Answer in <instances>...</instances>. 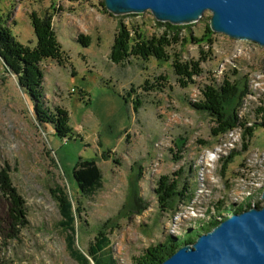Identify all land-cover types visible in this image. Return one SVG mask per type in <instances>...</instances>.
<instances>
[{"label":"rangeland","instance_id":"rangeland-1","mask_svg":"<svg viewBox=\"0 0 264 264\" xmlns=\"http://www.w3.org/2000/svg\"><path fill=\"white\" fill-rule=\"evenodd\" d=\"M0 8L17 38L31 47L37 39L31 13H54L69 63L41 62L42 101L45 109L69 112L75 136L60 139L51 124L39 122L35 100L0 57V264H78L60 226L58 186L82 208L77 247L88 253L104 230L117 264H131L147 248L201 221L224 219L226 208L264 205V127L250 142L245 137V127L262 121L263 46L215 31L209 44L210 11L196 22L173 24L181 27L183 41L171 45L170 54L183 62L207 56L203 73L185 87L172 60L132 58L121 65L110 58L120 20L150 36L166 30L151 11L116 15L104 0H0ZM80 34L90 37L89 46ZM146 80L156 88L145 90ZM226 81L235 85L233 93H222L226 120L236 126L215 133L216 118L192 103L205 100L207 86L227 88ZM137 96L143 104L135 111ZM80 156L97 158L103 172L104 185L92 197L82 195L74 178ZM2 175L21 196L19 205ZM171 185L179 194L166 198ZM17 207L25 220L16 216Z\"/></svg>","mask_w":264,"mask_h":264},{"label":"trees","instance_id":"trees-1","mask_svg":"<svg viewBox=\"0 0 264 264\" xmlns=\"http://www.w3.org/2000/svg\"><path fill=\"white\" fill-rule=\"evenodd\" d=\"M35 34L36 45L31 47L22 43L15 35L13 29L8 25L7 20L4 18L2 9L0 8V57L2 58L5 66L12 71L18 79L19 84L23 89L28 91L36 102V110L38 120L41 124H51L53 126L56 137L60 139L74 138L73 128L70 124V114L65 109H58L56 111L50 110V108H44L43 106V87L45 73L41 67V62L46 59H54L60 65H66L69 63V56L66 55L62 43L59 40L58 33L54 25V13L48 12L44 16H41L37 11H33L30 15ZM158 24L165 25L166 30L161 34L148 35L139 26H132L120 20L119 29L116 33L112 50L110 54L111 60L116 64L124 65L126 62L131 63L132 58H141L148 60L152 57L160 61L172 60L175 73L180 77L179 81L182 86H188L190 83L195 82V77L200 76L203 73L202 62L207 56H203L198 61L190 60L183 62L180 59L179 54L173 56L169 52V48L174 43H179L182 40L181 27L174 26L169 22L158 21ZM207 33L205 35L206 41L213 45V31L210 24L207 26ZM79 41L84 46L90 45V37L80 34L78 36ZM191 39L197 43L203 41L202 37L191 35ZM186 41V39H184ZM211 52V50H209ZM163 78V77H160ZM165 79V78H163ZM228 82V83H227ZM162 85V84H159ZM227 88L221 86L215 88L213 86H207L204 90L205 100L199 102H193L192 105L199 111L206 112L210 116L216 118L219 124L218 130L215 133H224L232 130L236 125L228 123L226 120L225 106L223 105V94L230 93L235 89V85L229 81H226ZM145 90H152L156 88L154 83H150L149 80L144 82ZM232 89V90H231ZM135 91L131 88V94ZM129 93L128 96H131ZM126 103H128L127 96H123ZM222 99V100H221ZM143 101L137 96L133 105H135V111L142 106ZM259 113H262L261 122L254 124L251 127H245V137L248 142L255 135V131L259 127H264V106H261ZM233 122L239 120L236 110L234 112ZM246 126L245 124H242ZM249 144V143H248ZM247 148V147H245ZM233 152H236L234 150ZM104 157H108V154ZM110 157V155H109ZM232 158V157H231ZM74 178L77 182V186L85 197L94 196L104 185L103 172L98 164L97 158H84L79 157L74 166ZM3 179V185L7 193L10 195L12 201L16 205L21 203V196L17 194L16 188L12 187V183L8 177L1 176ZM166 182L169 183V177H163ZM170 185V184H169ZM175 186L165 187L164 196L166 198L173 197L177 193ZM161 193L160 191H158ZM55 196L62 209V219L60 226L63 230H66L68 249L71 255L75 258L78 264H117L112 251L111 240L109 234L104 230H100L95 240L91 242L88 253L77 247V222L81 218L80 214L82 208L75 207L74 200L69 197L65 190L58 186L54 189ZM171 193V194H170ZM179 194V193H178ZM160 199H162L160 197ZM259 206V205H255ZM222 206L218 205L216 208L218 211H222ZM252 207L251 203H247L245 206L238 205L231 208H226V211L239 212L244 209ZM17 217L25 220V212L23 208L16 210ZM220 219L212 218L208 221L199 222V226L193 229H187L182 236H169L166 241L158 243L155 246L147 248L145 253L135 257L131 264H157L165 260L171 253H173L179 246L192 243L196 240V237L207 230L213 228L219 224Z\"/></svg>","mask_w":264,"mask_h":264},{"label":"water","instance_id":"water-1","mask_svg":"<svg viewBox=\"0 0 264 264\" xmlns=\"http://www.w3.org/2000/svg\"><path fill=\"white\" fill-rule=\"evenodd\" d=\"M104 1L116 15L151 11L158 21L175 25L196 22L210 11L212 31L264 47V0ZM157 264H264V205L229 212Z\"/></svg>","mask_w":264,"mask_h":264},{"label":"bare ground","instance_id":"bare-ground-1","mask_svg":"<svg viewBox=\"0 0 264 264\" xmlns=\"http://www.w3.org/2000/svg\"><path fill=\"white\" fill-rule=\"evenodd\" d=\"M228 83V82H227ZM232 90V89H231ZM232 92V91H231ZM233 93V92H232ZM222 100V99H221ZM200 103V102H199ZM21 192V191H20ZM245 192V191H244Z\"/></svg>","mask_w":264,"mask_h":264}]
</instances>
